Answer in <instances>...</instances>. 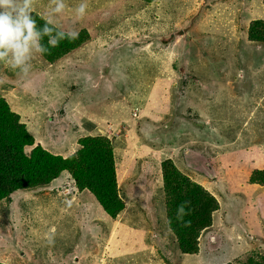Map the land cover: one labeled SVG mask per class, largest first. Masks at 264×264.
<instances>
[{"label": "rangeland", "instance_id": "rangeland-1", "mask_svg": "<svg viewBox=\"0 0 264 264\" xmlns=\"http://www.w3.org/2000/svg\"><path fill=\"white\" fill-rule=\"evenodd\" d=\"M78 2L68 0L70 7ZM87 2L83 19L64 15L59 23L65 31L89 29L95 42L55 66L34 58L27 78L0 64V97L18 111L37 145L65 158L77 151L78 138L108 135L106 128L113 127L127 210L117 221L110 219L63 173L46 190L13 196L11 222L0 207V261L226 264L241 258L249 247L235 230L245 233L238 216L246 217L248 209L252 236L264 241V220L257 216L264 214V194L249 183L253 171H264V45L250 41L246 32L250 23L264 20V1ZM115 3L119 8L111 10ZM34 7L43 14L47 4L34 0ZM172 7H181L176 18ZM113 24L120 25L113 29ZM158 117L162 121H153ZM188 151L191 167L180 156ZM165 159L202 178L221 206L197 256L175 258L159 206L161 185L156 177L144 181L146 171L160 174ZM153 204L158 209L151 216ZM160 233L165 240L155 242ZM156 244L160 250L150 248Z\"/></svg>", "mask_w": 264, "mask_h": 264}, {"label": "trees", "instance_id": "trees-1", "mask_svg": "<svg viewBox=\"0 0 264 264\" xmlns=\"http://www.w3.org/2000/svg\"><path fill=\"white\" fill-rule=\"evenodd\" d=\"M36 1L39 4H47L46 12L50 0ZM133 1L139 6H142L144 3L155 2V0ZM113 5L111 10L119 8L116 7V3ZM175 9L176 7L171 8L173 18L177 17L181 7H178L177 10ZM35 14H37L38 25H42L43 21L39 19V13ZM69 15H72L71 12L65 13V16ZM93 16L96 17L98 14H94ZM64 20V17L60 19L61 22H64ZM68 22L70 23L69 20ZM103 22L99 21V25ZM99 25L90 26L92 29V27L95 28ZM118 25L120 24H113L111 27L114 29ZM64 27L69 26L64 25ZM246 32H248L250 41L258 45H264V20L253 21L246 28ZM78 34L77 39L72 41L64 40L57 47L51 48L49 53L35 57V60H39L40 58L44 62L43 66H55L60 64L61 61L68 59L74 53L79 52L82 48L95 42V38H93L92 32L89 29H81L78 31ZM149 71H153V68L150 67ZM155 71L159 70L156 69ZM152 79L148 78L149 81L147 82L152 83ZM182 88L185 89V87ZM149 114H154V112H149L147 115ZM158 114L160 113L158 112ZM161 114L164 115L165 112ZM161 114L159 116H163ZM153 121H162V119L158 117ZM109 127L108 125V128L105 130L106 132H108ZM108 135L106 133L84 135L78 138V149L72 155L67 158L54 155L42 145L36 144V138L27 124L22 121V117L18 111L10 105L8 100L0 97V207L4 205L2 208L4 211L1 214L5 221H12L11 199L13 196L18 193L29 194L46 190L63 173H67L70 176L79 194L87 192L92 195L103 212L110 219L117 221L126 212L127 204L121 196L119 185V168L114 145L117 138L111 136L112 134ZM190 135L198 138V136H201V131L191 130ZM146 145L150 146L149 143ZM185 145L188 144L184 142ZM162 148L164 146L158 147L159 150H163ZM147 150L152 151L151 148H147ZM192 154L194 155V153ZM180 156H184L185 160L191 163L190 167L194 164L189 151L186 155H183L181 152ZM178 166L172 159L160 161L158 165V172L160 174L146 171L144 173V181H150L154 177L158 178L162 188L160 191L162 194V204L160 200L159 206L163 213L162 216L166 221L163 225L168 230L169 242L174 245L173 247H169V249L174 250L175 258L176 256L179 258L178 255L180 258H183L185 256H197L202 252V237L205 234H209L210 230H212L215 225L214 216L219 212L221 206L213 194L203 186L202 182L204 181L202 178L197 179L198 176L185 173L182 170L184 167ZM187 167L186 165L185 169ZM137 168L139 170L141 167ZM148 169L150 170V168ZM134 171L131 170V174H134ZM249 183L254 186H260L261 193L264 194V171H253L250 175ZM152 201L155 203L154 198H152ZM5 203L9 204L8 208H5ZM182 204L185 205L186 215L181 220H178L177 209ZM150 208V215H155L158 205L153 204ZM249 212L250 209L245 212L246 217L238 216V220L245 229V233L235 230L237 236L241 235L244 237L249 250L241 258H235L233 261L226 262V264H264V241L260 240L259 242L256 237L253 238L250 231L253 212H250V217ZM231 215L235 214L232 213ZM23 216L26 217L25 212ZM257 216L264 220L263 213H258ZM235 221L232 222L235 223ZM0 224L2 223L0 222ZM254 227L256 228V226ZM47 229L50 230V228ZM162 237L161 234L159 238H156L155 242L164 241L166 237ZM219 240L221 243L223 242L221 239ZM153 246H150V248ZM157 248L160 250L159 245H157ZM39 250L42 252L43 246L41 247L40 245ZM168 252L170 253V250L164 251L162 254H168ZM217 263L225 264L218 260L216 261ZM0 264L9 263L0 261Z\"/></svg>", "mask_w": 264, "mask_h": 264}, {"label": "clouds", "instance_id": "clouds-1", "mask_svg": "<svg viewBox=\"0 0 264 264\" xmlns=\"http://www.w3.org/2000/svg\"><path fill=\"white\" fill-rule=\"evenodd\" d=\"M88 7L87 0H79L74 7H70L68 0H50L47 11L39 14L43 23L38 25L34 0H0V64L21 78L29 77L35 57L49 53L64 40L78 38V32L65 31L60 25L65 13L71 12L76 19H83ZM184 215L182 204L177 209V219L181 220ZM151 248L155 250L157 246Z\"/></svg>", "mask_w": 264, "mask_h": 264}, {"label": "crops", "instance_id": "crops-1", "mask_svg": "<svg viewBox=\"0 0 264 264\" xmlns=\"http://www.w3.org/2000/svg\"><path fill=\"white\" fill-rule=\"evenodd\" d=\"M63 23V22H62ZM113 131V127L111 128V127H109V129H108V133L110 134V132H112ZM112 134V133H111ZM260 158H262V155L260 156Z\"/></svg>", "mask_w": 264, "mask_h": 264}]
</instances>
